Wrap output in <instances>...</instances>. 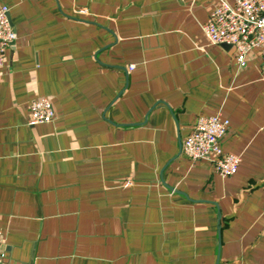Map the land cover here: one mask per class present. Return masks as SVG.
Listing matches in <instances>:
<instances>
[{
	"label": "crops",
	"instance_id": "crops-1",
	"mask_svg": "<svg viewBox=\"0 0 264 264\" xmlns=\"http://www.w3.org/2000/svg\"><path fill=\"white\" fill-rule=\"evenodd\" d=\"M0 2L4 264H264L261 49L210 42L220 0ZM39 96L56 115L32 124ZM217 113L230 175L183 150Z\"/></svg>",
	"mask_w": 264,
	"mask_h": 264
},
{
	"label": "built area",
	"instance_id": "built-area-1",
	"mask_svg": "<svg viewBox=\"0 0 264 264\" xmlns=\"http://www.w3.org/2000/svg\"><path fill=\"white\" fill-rule=\"evenodd\" d=\"M203 30L211 43H229L236 49L239 66H245L248 56L256 48L261 49L264 75V0H220L211 11ZM16 38V30L10 19V6L0 2V63H4L8 48ZM56 111L52 99L39 96L31 101L32 124L52 121ZM230 120L220 113L202 115L192 131L183 140V150L192 159L209 158L223 175L238 171L242 156L226 151L222 139ZM4 236L0 232V264H4Z\"/></svg>",
	"mask_w": 264,
	"mask_h": 264
},
{
	"label": "water",
	"instance_id": "water-1",
	"mask_svg": "<svg viewBox=\"0 0 264 264\" xmlns=\"http://www.w3.org/2000/svg\"><path fill=\"white\" fill-rule=\"evenodd\" d=\"M226 44H229V43H226ZM230 45V44H229Z\"/></svg>",
	"mask_w": 264,
	"mask_h": 264
}]
</instances>
